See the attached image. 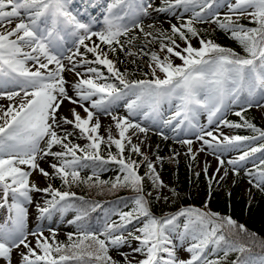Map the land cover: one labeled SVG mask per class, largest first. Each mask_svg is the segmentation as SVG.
<instances>
[{
  "label": "snow or ice",
  "instance_id": "6c2138e0",
  "mask_svg": "<svg viewBox=\"0 0 264 264\" xmlns=\"http://www.w3.org/2000/svg\"><path fill=\"white\" fill-rule=\"evenodd\" d=\"M72 2L0 0V29H4L0 31V99L9 101L6 106L0 105V208L8 210L0 221V264H12L13 251L21 247L26 251H19V264H119L109 251L124 246L131 250L120 253L124 264H224L230 253L250 251L230 238L247 233L245 226L231 217L195 207L154 215L150 198L168 201L169 197L161 192L167 185L155 164L126 134L130 129L145 134L150 130L132 122L130 118L137 114L152 118L154 124L171 127L173 132L192 131L201 143L199 151L208 150L217 159V173L225 166L221 153L241 151L247 142L264 139V130L244 115L252 107L264 108V0H161L156 7L151 0H101L102 19L89 16L86 21L72 11ZM150 10L170 14L179 24L169 21L170 29L161 30L155 29L154 22L147 27L155 30L145 31L144 20ZM187 13L191 16L186 17ZM242 18L255 26L246 27L240 22ZM14 20L18 22L8 30L7 25ZM205 23L228 34L246 55L205 39L196 27ZM136 30L145 44L158 42L164 53L161 58L156 51L138 49L139 54L149 56L151 80H129L128 72H121L117 61L109 58L120 52L129 57L138 55L132 50L138 37L130 35ZM193 40L199 47L193 45ZM174 58L182 63L175 64ZM65 72L73 73L76 81L69 82ZM65 101L71 105V118L60 114ZM162 101L170 105L171 114L166 119L159 113ZM232 105L240 106L234 115L243 123L224 118ZM121 106L127 116L113 114ZM202 113L207 116L204 125L198 122ZM101 116L111 118L119 138L112 135L111 127L106 138L99 134ZM222 127L247 128L257 135H228ZM73 136L87 143H73ZM125 142L131 146L127 157ZM177 142L187 146L186 155L196 159L192 139ZM102 144L108 146L107 158L100 155ZM56 147L60 150L53 151ZM132 153L143 160H133ZM256 153H264V144L227 160L233 174H238V166ZM48 157L53 160L49 164L51 173L39 164ZM162 159L156 157L157 161ZM108 163L118 165V175L114 180H101L95 169ZM143 164L147 171L142 176L139 168ZM254 167L255 171L246 173L253 178L249 183L264 190V159ZM87 168L94 169L91 175L81 176ZM37 170L49 180L59 179L61 186L69 190L62 191L51 183L40 188L30 181ZM207 170L205 165V175ZM227 174L225 168L224 176ZM145 180L151 184L147 192ZM80 184L101 189L109 186V191L127 188L135 195L127 211L106 212L103 221L93 225L90 214L101 205L70 191ZM169 191L177 195L175 189ZM33 192L46 197L42 204H35L37 221H52L56 214L63 218L69 210L76 213L67 220L76 229L67 233V243L56 240L57 230L51 226L47 227L51 239L39 224L28 229L25 205L33 203ZM113 215L118 219L113 220ZM29 236L34 238V246ZM133 241L137 242L135 247ZM219 252H223L222 257L210 258ZM182 253H187V258ZM136 254L141 258L136 259ZM232 264L256 262L238 258ZM258 264H264V256Z\"/></svg>",
  "mask_w": 264,
  "mask_h": 264
},
{
  "label": "trees",
  "instance_id": "16d2710c",
  "mask_svg": "<svg viewBox=\"0 0 264 264\" xmlns=\"http://www.w3.org/2000/svg\"><path fill=\"white\" fill-rule=\"evenodd\" d=\"M186 15L191 16V13ZM246 26L254 27V24H249L245 19L240 21ZM196 27L201 29V35L203 37H211L215 39L219 45L231 48L235 52L246 55L243 52L241 46L232 39H229L228 34H225L222 30L216 27L214 24L205 23L197 24ZM130 35H136L138 39L134 42L135 47H132L133 51H137L140 47H143L144 52L150 53L154 51L152 44H145L142 34L138 30L130 33ZM124 38H122L123 40ZM127 50V49H126ZM117 61V67L121 72H128L129 80H140V79H152L151 72L148 71V64L150 62L148 55L139 54L134 57L126 56L125 53L120 52L115 55ZM135 60V63L132 61ZM237 109L236 111H239ZM245 119L255 124L256 127L264 128V121H261L257 118L255 113L248 109L245 113ZM237 123H243L239 117L235 116ZM151 135L149 138V147L150 152L155 156L162 157L161 160L162 166L169 170L171 176V182L173 184V189L176 190L177 195L173 196V199L170 203L171 208L169 210H163L158 202L155 200V196L151 197V211L157 217L164 215L165 213L172 214L178 212L181 208L195 207L201 210L202 207L200 203L196 200L195 196L190 193V189L195 187V185H201L205 192L208 194V203L211 206V212L219 213L220 216L231 217L237 222V224H243L247 229L246 234H241L240 236H231V239L237 240L239 243L244 244L250 251L244 253L232 252L227 257L224 264H232L233 261L237 260H250L254 261L257 264V260L264 256V246H261L264 242V190L253 187L252 184V193L253 198L251 201L246 202V199L241 195L235 196H219L217 190L213 188V182L211 185L207 177L201 173L194 170L195 160L190 159H179L175 155V151L171 145V140L165 135H161L162 129L158 125H151L150 127ZM250 132L251 129H249ZM248 144V142L246 143ZM130 146L126 143L125 155L129 154ZM108 146L105 144L101 145V156L107 157L108 155ZM111 152L116 153L115 146H112ZM255 155H258L256 153ZM175 156V159L170 161L169 158ZM258 157V156H256ZM135 160H143L141 156L135 155ZM259 159L253 166L246 170L255 171V165L259 164ZM94 169L87 168L81 171V176L86 177L91 175ZM146 164H143L139 168V174L144 175L146 172ZM98 172L101 180H114L118 175V165L113 163H108L102 165L95 169ZM197 173L199 175L197 176ZM253 179V178H252ZM254 182V180H253ZM56 188L63 190H69L61 186L59 179L54 180ZM109 186H105L103 189L99 187H88L87 185H73L70 191L76 193L78 197H84L85 200L98 202L101 205V208H98L95 212L90 214V222L93 225H96L98 222H102L106 212L114 211H127L131 207V198L135 195L130 189L122 188L116 191H109ZM147 192V191H146ZM79 203V201H77ZM127 205V206H126ZM71 211V210H70ZM205 211V210H203ZM73 217L75 212L71 211ZM112 219H117V216L113 215ZM183 218H181V221ZM70 230L75 232L76 229L74 226L70 225ZM254 234V235H252ZM67 237L62 239V242L67 243ZM217 256L222 257L223 252H219L216 256H210L211 259L217 258ZM69 264H75L74 261L69 262ZM119 264H124V261H119Z\"/></svg>",
  "mask_w": 264,
  "mask_h": 264
},
{
  "label": "rangeland",
  "instance_id": "374dc122",
  "mask_svg": "<svg viewBox=\"0 0 264 264\" xmlns=\"http://www.w3.org/2000/svg\"><path fill=\"white\" fill-rule=\"evenodd\" d=\"M153 3V6L156 7L160 4L161 0H151ZM101 0H73L72 4L70 5L72 11L74 13H79L78 18L81 20H87L89 16H95L98 19H102V14H101ZM95 5V6H94ZM222 12L225 11V9L221 10ZM188 17L189 15H186ZM247 20V19H245ZM171 23H177L179 24V21L174 19L170 14L167 13H156L155 11L150 10V16L146 17L144 20L145 24V31H154L155 29H161V30H169L170 29V24ZM248 21V20H247ZM14 23H17L18 20H14ZM155 22V29H149L147 27L148 24L154 23ZM246 26V25H245ZM100 25L96 26V30H99ZM249 27V26H246ZM4 29H0V31H3ZM205 39H211L215 43L218 44V42L211 38V37H204ZM90 43V42H89ZM182 43V42H181ZM193 45L195 47H199V44L196 40L192 41ZM154 51H156L158 54H160L161 58H163L164 53L160 52L159 48V43H151ZM71 38H68V47H71ZM183 46V45H182ZM83 51V49H81ZM89 58L91 59V54H88ZM110 59H113L116 61V56L115 55H110ZM150 63V62H149ZM174 63L175 64H181L182 62L179 59L174 58ZM148 71L151 72V69L148 67ZM67 72L64 73V75ZM157 75L160 76V78H163V74L157 71ZM73 79H77L75 75L73 74L72 81ZM8 90H14L12 88H9ZM67 102V101H65ZM9 103L6 99H0V105L6 106ZM16 103H19V98H17ZM123 104V101L121 102ZM69 107L71 106H66V111H64V107L62 106L60 109V114L64 116H69L71 118L70 113L68 111ZM232 110L226 112L225 117L227 120L233 123H237L234 112L240 108L239 105H232L231 106ZM257 118L261 121H264V108H257V107H252L250 108ZM77 111L80 112L82 116L85 114L83 113L82 109H77ZM159 113L160 117L163 119H166L170 114V105L168 104L167 101H162L159 107ZM84 114V115H83ZM114 115H119V116H127V112L124 107H119L114 113ZM153 117H156V114L153 113ZM133 123H139L141 126H146L149 127L151 125H154L153 119L148 118L145 119L142 114H137L136 116H133L130 118ZM101 128L99 130V134L101 136H104L105 138L107 137V129L111 127L112 135L115 138L118 137L117 130L115 129L114 122L111 120L110 117H105L101 116ZM199 121V124L204 125L207 123V120ZM159 127L163 129V133L165 136L169 137L171 140L172 147L175 151V155L179 159H190L187 153V146L182 145L177 142L179 139H192L194 142L192 144L193 152L196 153V159H195V166L194 170L197 172H201L205 175L204 173V168L205 165H207V175H205L209 181V179H212L213 182V188L217 190V193L219 196H235V195H241L246 199V202H249L253 198V193H252V184L249 183V180L252 179V177H249L246 174V170L250 168L252 165H254L259 159H264V153H258V155L249 157L248 160L243 162L241 165L238 166V174H233L232 167L227 164V160L229 159H234L236 156L241 154V151H246L248 150L249 147H258L262 144H264V139H257L255 141L248 142L246 146L241 150V151H231V152H225L221 153V158L225 160V166L224 168H221V170L217 173L216 169L219 166V163L217 159L215 158L214 155L210 154L208 150H205L204 152H200L199 149L201 147V143L199 141L195 140V135L192 131H179V132H173L171 127H164L161 124H157ZM213 125L212 127H214ZM185 129L187 126H184ZM261 130H264L263 127L260 128ZM221 131H223L225 134L228 135H242V136H252V135H257L256 133L250 132L249 129L247 128H239V129H228L226 127H222ZM151 132L148 131L146 134L145 133H139L138 130L136 129H130L129 132L126 135H129L132 137V144L133 145H139L141 148V151L145 153L148 156V159L152 161L155 166H156V171L159 173L160 178L163 180L164 184L167 185L166 188L162 189L161 192L163 195H166L169 197L168 201H157L160 207L163 210H169L171 208L170 203L173 199V195L169 191V189H173V184L171 182V176L170 172L168 169L164 168L162 166L161 161H157L156 157L153 156V154L150 152L149 149V143L148 139L150 136ZM73 143H78L80 145H83L87 143L86 140L83 139H78L76 136H73L70 138ZM143 141V143H141ZM127 143V142H125ZM107 145V144H105ZM43 142L41 144V147H43ZM131 147V146H130ZM60 150L58 147L54 148L53 151H58ZM101 153V152H100ZM178 154V155H177ZM129 155V154H128ZM128 155H125L126 157ZM135 153L131 154V158L134 160L135 159ZM258 156V157H256ZM143 159V157H142ZM50 162H53L52 157L46 158V160H40L39 164L40 167L44 168L46 171H49L50 173L52 172V169L50 168L49 164ZM23 167V166H22ZM225 168L228 171L227 176H224V170ZM147 171V170H146ZM221 176H224L223 180H220L219 178ZM30 181H34L37 183V185L40 188L46 187L49 183H51L54 187V180H49L45 177H43L39 171H33L32 176L30 177ZM151 190V184L149 181L145 180V191H150ZM190 193L193 194L196 198V200L200 203V206L202 207L203 210L205 211H210L211 206L208 203V194L205 192L204 188L201 185H195V187H192L190 189ZM33 196V203L32 204H26L25 207L28 209V216H27V226L29 230L34 229L37 224L40 225V227L44 228V235L46 237H49L51 239V233L47 230L48 226H51L52 228L57 230V235H56V240L61 241L63 237H67V233L71 232L70 231V225L67 224V220L72 219L73 215L71 214V211L69 210L63 218L59 214H56L52 221L44 220V221H37V212L35 208L36 203H43V199L46 198L43 193H37L33 192L31 193ZM9 203H11V198H9ZM205 203H207V207L205 208ZM8 214L7 208H0V221H2L4 218H6ZM118 219V217H117ZM29 240L32 241L33 246H34V238L29 236ZM135 241L132 242V246H136ZM179 243V242H177ZM19 251H26L21 247ZM19 251L14 250L12 253V264H19L18 261H20V255ZM130 248L128 246H124L119 250H111L109 251V255L113 257L114 260L116 261H124V257L120 254L121 252L123 253H130ZM184 258H187L188 254L187 253H182ZM131 255L129 256V259H131ZM141 257L136 254V259H140ZM259 260V259H258ZM257 260V264H258ZM133 264H135V261H133Z\"/></svg>",
  "mask_w": 264,
  "mask_h": 264
},
{
  "label": "bare ground",
  "instance_id": "6f19581e",
  "mask_svg": "<svg viewBox=\"0 0 264 264\" xmlns=\"http://www.w3.org/2000/svg\"><path fill=\"white\" fill-rule=\"evenodd\" d=\"M15 26V23L13 22L12 24H9V25H7V28H8V30H10L12 27H14ZM65 63H67L66 61H65ZM65 77H66V79L69 81V82H74V81H76V79H73V81H72V77H73V73H71V72H67L66 74H65ZM76 77V76H75ZM69 94L70 95H73V93L71 92V89H69ZM66 106H71V105H69L68 104V102H65L64 103V105H63V107H64V111H66L67 109H66ZM78 109V108H77ZM84 115V114H83ZM205 120H207V116H206V114H201L200 116H199V118H198V122L199 121H204L205 122ZM200 122V123H201ZM19 262V261H18Z\"/></svg>",
  "mask_w": 264,
  "mask_h": 264
}]
</instances>
